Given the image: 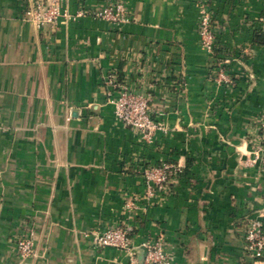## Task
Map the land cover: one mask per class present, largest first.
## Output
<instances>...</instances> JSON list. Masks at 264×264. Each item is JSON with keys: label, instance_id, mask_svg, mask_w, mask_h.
I'll use <instances>...</instances> for the list:
<instances>
[{"label": "crops", "instance_id": "crops-1", "mask_svg": "<svg viewBox=\"0 0 264 264\" xmlns=\"http://www.w3.org/2000/svg\"><path fill=\"white\" fill-rule=\"evenodd\" d=\"M32 1L0 0V264H129L86 235L125 223L138 259L162 235L172 264H264L245 241L248 221L264 219V0H120L127 23L88 15L46 28L24 19ZM201 3L219 22L230 85L213 78ZM111 70L149 98L164 128L153 142L116 118ZM167 160L183 172L145 204L143 168ZM27 237L35 255L23 258Z\"/></svg>", "mask_w": 264, "mask_h": 264}, {"label": "built area", "instance_id": "built-area-1", "mask_svg": "<svg viewBox=\"0 0 264 264\" xmlns=\"http://www.w3.org/2000/svg\"><path fill=\"white\" fill-rule=\"evenodd\" d=\"M94 16L120 25L129 22L130 15L120 0H112L95 9H78L71 12L61 6L60 0H33L24 12V19L30 20L38 28L56 26L59 21H76L84 16ZM199 36L203 48L213 57L212 74L214 80L221 85H230L233 82L229 57L223 52L218 41L219 22L215 14L205 3L200 5ZM108 88V99L114 105L115 116L127 126L137 130L144 142L151 143L158 130L164 129L163 125L152 115L149 98L136 93L126 83L120 82L115 70H111L105 78ZM264 130V121L260 124ZM261 141L257 144L256 157L260 160L261 171L264 176V131L259 132ZM183 172V166L173 160L163 161L158 164H148L143 168L145 189L143 200L150 204L158 194L168 190V186ZM136 201L132 198L126 202L129 210L137 208ZM134 226L128 223L109 228L103 231L90 232L92 243L98 247H114L124 250L129 255V264H139L137 248L133 243ZM246 248L252 259L264 261V219L252 218L245 229ZM146 249L143 264H172L169 251L163 236L149 238L141 245ZM21 257L35 255L34 243L31 237L22 238L17 243Z\"/></svg>", "mask_w": 264, "mask_h": 264}, {"label": "trees", "instance_id": "trees-1", "mask_svg": "<svg viewBox=\"0 0 264 264\" xmlns=\"http://www.w3.org/2000/svg\"><path fill=\"white\" fill-rule=\"evenodd\" d=\"M254 43L255 45H262L264 44V33L262 31H258L254 35ZM223 48H218L217 52H222Z\"/></svg>", "mask_w": 264, "mask_h": 264}, {"label": "water", "instance_id": "water-1", "mask_svg": "<svg viewBox=\"0 0 264 264\" xmlns=\"http://www.w3.org/2000/svg\"><path fill=\"white\" fill-rule=\"evenodd\" d=\"M143 249V253L139 256V264H143L144 263V258H145V254H146V249Z\"/></svg>", "mask_w": 264, "mask_h": 264}]
</instances>
